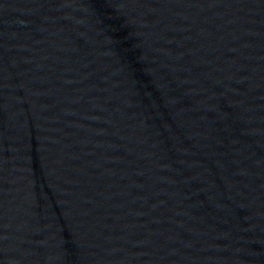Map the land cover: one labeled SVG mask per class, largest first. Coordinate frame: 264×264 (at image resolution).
Here are the masks:
<instances>
[{
	"label": "water",
	"instance_id": "obj_1",
	"mask_svg": "<svg viewBox=\"0 0 264 264\" xmlns=\"http://www.w3.org/2000/svg\"><path fill=\"white\" fill-rule=\"evenodd\" d=\"M0 264H264V0H0Z\"/></svg>",
	"mask_w": 264,
	"mask_h": 264
}]
</instances>
